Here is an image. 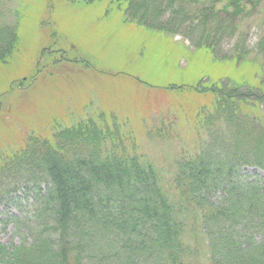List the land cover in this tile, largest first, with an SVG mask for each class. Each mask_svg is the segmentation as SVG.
Returning <instances> with one entry per match:
<instances>
[{
  "label": "rangeland",
  "instance_id": "1",
  "mask_svg": "<svg viewBox=\"0 0 264 264\" xmlns=\"http://www.w3.org/2000/svg\"><path fill=\"white\" fill-rule=\"evenodd\" d=\"M133 3L136 10L132 0H0V264L19 263L16 251L38 235L58 238L43 208L51 172L26 162L59 146L70 152L58 140L66 130L117 125L167 174L199 141L208 153L200 122L219 104L264 130V0ZM252 160L239 163L234 179L209 186L213 204L233 185L264 186V166ZM74 216L88 236L81 264L122 259L129 231L106 233L101 210L92 223ZM148 231L146 221L132 239Z\"/></svg>",
  "mask_w": 264,
  "mask_h": 264
},
{
  "label": "trees",
  "instance_id": "2",
  "mask_svg": "<svg viewBox=\"0 0 264 264\" xmlns=\"http://www.w3.org/2000/svg\"><path fill=\"white\" fill-rule=\"evenodd\" d=\"M133 2L130 7L136 10L138 4ZM215 108L205 121L198 120L203 134L211 138L208 153L201 151L204 142L199 141L194 154L174 158L168 174L140 153L135 136L122 134L117 125L110 129L103 123L101 129H73L59 135L58 140L74 145H65L70 152L59 146L26 162L51 172V191L43 208L52 214L59 235L55 241L52 235L51 239L38 235L36 242L16 251L17 264H81V243L88 236L74 215L92 223L99 221L100 210L106 233L118 238L129 231L125 242L120 240L119 250L125 251L115 264H264V240L254 239V233H264V186L233 185L217 204L208 193L211 184L234 179L239 163L246 164L249 157L253 165L264 166V130L222 113L220 104ZM146 221L149 231L143 239L133 240Z\"/></svg>",
  "mask_w": 264,
  "mask_h": 264
}]
</instances>
